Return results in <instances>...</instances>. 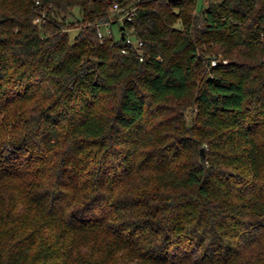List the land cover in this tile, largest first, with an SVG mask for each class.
<instances>
[{
    "label": "trees",
    "instance_id": "obj_1",
    "mask_svg": "<svg viewBox=\"0 0 264 264\" xmlns=\"http://www.w3.org/2000/svg\"><path fill=\"white\" fill-rule=\"evenodd\" d=\"M112 1L0 0V264H264V0Z\"/></svg>",
    "mask_w": 264,
    "mask_h": 264
},
{
    "label": "built area",
    "instance_id": "obj_2",
    "mask_svg": "<svg viewBox=\"0 0 264 264\" xmlns=\"http://www.w3.org/2000/svg\"><path fill=\"white\" fill-rule=\"evenodd\" d=\"M39 0H36V4H39ZM135 9V7H125L121 4L120 1L118 0H114L111 3L110 6V14H111V18L108 21L105 22H100L96 24V31L98 33V36L101 38H104L106 36H111L114 35V32L112 30V24L117 22L119 24V28L120 27H125V18L128 17L129 18V14L131 12H133V10ZM44 15V14H43ZM42 15V16H43ZM42 16L41 15H36L34 18L35 22H40L42 21ZM89 24V23H88ZM120 30V29H119ZM125 36V42L126 44L133 50H136L139 54V59L142 60L143 59V53L141 50V47L143 45V40L139 37V36H135L133 34H130L128 32L124 33ZM127 48H125L123 51L127 52ZM222 60V62H226V59H222L221 57L216 58V57H212L209 61L211 66H214L217 64L218 61Z\"/></svg>",
    "mask_w": 264,
    "mask_h": 264
},
{
    "label": "rangeland",
    "instance_id": "obj_3",
    "mask_svg": "<svg viewBox=\"0 0 264 264\" xmlns=\"http://www.w3.org/2000/svg\"><path fill=\"white\" fill-rule=\"evenodd\" d=\"M206 1L207 0H197L196 9L200 10L202 7H204L205 4H206ZM79 17H80L79 8L78 7H74L72 9L71 14L69 15V19L76 20V18H79ZM112 30H113V32H114L116 37L120 36L119 24L117 22L112 24ZM69 32H70L71 37H73L77 33V28H70ZM218 56H221V54H219ZM190 115H191V111H190V108H189V109H187L185 111V117L187 118V120H189Z\"/></svg>",
    "mask_w": 264,
    "mask_h": 264
},
{
    "label": "water",
    "instance_id": "obj_4",
    "mask_svg": "<svg viewBox=\"0 0 264 264\" xmlns=\"http://www.w3.org/2000/svg\"><path fill=\"white\" fill-rule=\"evenodd\" d=\"M201 152H203V148H201Z\"/></svg>",
    "mask_w": 264,
    "mask_h": 264
}]
</instances>
